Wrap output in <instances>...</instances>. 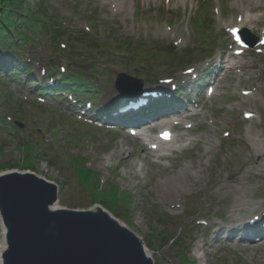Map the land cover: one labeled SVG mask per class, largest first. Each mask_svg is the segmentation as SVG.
<instances>
[{
    "label": "rangeland",
    "instance_id": "rangeland-1",
    "mask_svg": "<svg viewBox=\"0 0 264 264\" xmlns=\"http://www.w3.org/2000/svg\"><path fill=\"white\" fill-rule=\"evenodd\" d=\"M36 1L28 3L29 10L38 6L45 9L42 14H32L36 23L25 27L16 18L23 34H28L22 44L23 56L41 55L37 58L52 61L59 51L53 31L57 28L68 37L70 48L65 52L69 56L62 58L59 52L58 57L76 72L93 63L94 57L84 50L113 46L123 49L118 40L129 45L135 40L139 47L145 43L152 45L151 61L138 55L131 63L126 60L122 64L117 53L107 58L97 55L94 60L97 72L101 73L97 87H103V81L110 86L123 69L124 73L142 79L146 87L161 86L163 82L156 81L165 77L176 78L164 88L168 92L164 96H169L173 85L178 90L184 87L179 82L185 80L182 74L186 69L193 68L192 72L206 76L201 63L207 59L211 61L208 68L214 74L211 86L215 90L211 97L205 90L198 100L193 99L195 92L193 100L185 98L190 105L197 106L199 114L192 119L195 128L188 133L187 142L176 145L175 152L157 159L149 155L140 141L122 131H97L76 122L66 109L71 103L51 100L39 108L34 103L37 96L29 90V77L41 78L44 65H39L42 62L38 59L32 60L29 68L24 66L28 74L23 71L15 75L17 80L0 75V173L26 171L53 183L57 187L58 206L63 209L82 211L102 206L140 238L153 257V264H264V241L237 242L238 234L228 230L235 217H240L235 227L241 228L242 219L264 214V57L257 49H250L230 59L236 47L232 46L228 27L239 13L234 0H207L203 6L202 0H43L42 4ZM254 15H264V7ZM60 23L70 30L62 31ZM42 24L49 28L39 32L42 37L34 41L36 26ZM200 25L203 32L195 28ZM263 31L264 19L253 35L260 37ZM30 41L35 45L25 50ZM92 42L96 45H90ZM3 47L0 41V51ZM205 47L203 55L194 53ZM220 54L222 72L214 68ZM1 58L9 63V57ZM236 62L250 64V76L242 75L239 69H228ZM65 72L70 73L69 69ZM204 78L197 81L198 85ZM194 84L191 80L186 82L185 89ZM243 91L249 94L245 96ZM100 94L101 101L111 100L110 92L106 98ZM245 112L254 118L245 120ZM53 119L55 125L48 130L47 124ZM16 121L23 128L14 127ZM112 153L115 155L108 161ZM191 162L195 171L200 172L199 186L183 188L171 198L176 205H168L158 193L162 192L158 190L159 183ZM95 173L100 179L99 190ZM110 188L123 192L120 201L109 196ZM198 220L207 227L196 226ZM219 236H228V240ZM144 242L151 246L146 247ZM184 256L188 261L183 263Z\"/></svg>",
    "mask_w": 264,
    "mask_h": 264
},
{
    "label": "water",
    "instance_id": "water-1",
    "mask_svg": "<svg viewBox=\"0 0 264 264\" xmlns=\"http://www.w3.org/2000/svg\"><path fill=\"white\" fill-rule=\"evenodd\" d=\"M141 85L124 74L118 87ZM57 188L28 173L0 175L2 264H152L139 239L102 210H52Z\"/></svg>",
    "mask_w": 264,
    "mask_h": 264
},
{
    "label": "bare ground",
    "instance_id": "bare-ground-1",
    "mask_svg": "<svg viewBox=\"0 0 264 264\" xmlns=\"http://www.w3.org/2000/svg\"><path fill=\"white\" fill-rule=\"evenodd\" d=\"M182 2H185L186 0H181ZM234 5L238 8V12L236 14V17L233 19V21H230L229 23H233L232 26H230V29L237 27L240 30H245L248 29L250 32L253 29V26L257 25L259 26L261 23V16H255L253 15V13L260 7H264V0H234ZM122 8V7H120ZM264 38V36L262 37ZM234 58V57H232ZM239 69L242 72V75H248L250 76V68L251 65L248 63H235L234 66L230 67V70L232 69ZM51 73H49L48 75H50ZM162 91V90H161ZM164 92V91H162ZM163 117V116H161ZM163 120H167V118H162ZM181 127H183V125L181 124ZM182 136H178L177 137V141H181ZM259 138L257 140V142L259 143ZM262 142V140H261ZM260 142V143H261ZM151 147V145H149ZM173 148V147H172ZM171 146L170 147H163L160 148L159 151H171L172 150ZM147 150H149L146 147ZM158 152V151H155ZM255 152L258 153V149H255ZM120 153L122 154V151H120ZM121 154H118V156H121ZM156 154V153H153ZM115 155V153H112V155H110L107 160L111 161V158H113V156ZM156 156L158 158H162L167 156L162 155V154H157V155H153ZM252 157V155H250ZM122 161L125 162V159H121ZM194 162L189 163L183 170H181V172H177L174 173L172 175V178L169 179H165L163 181H161L158 185V190L162 189V192L158 193L161 195L162 199H165L168 201V205H173L175 206V202H173L171 200V198H173L175 196V194H180L182 192L183 188L186 187H191V184H193L194 186H199V181H200V172L195 171V165H193ZM258 164V163H257ZM0 175H2L0 173ZM264 177V176H263ZM57 203L51 208L52 210L57 209ZM239 206H237L235 208V210L238 208ZM98 209V207L93 208L91 211L95 212ZM234 210V211H235ZM263 217L264 214L260 213ZM260 214H251L252 216H259ZM248 217V216H247ZM112 218V217H111ZM113 219V218H112ZM235 221H240V217H235L234 218ZM251 218H246V219H242L241 221H244L245 224L249 221H251ZM259 220V219H258ZM123 226V225H122ZM0 229H1V238H0V264H2V253L5 250L6 244H5V229L2 226L1 220H0ZM235 235V233L233 234ZM252 249V247H250V250ZM146 254V253H145ZM151 260H153V257L151 256Z\"/></svg>",
    "mask_w": 264,
    "mask_h": 264
},
{
    "label": "trees",
    "instance_id": "trees-1",
    "mask_svg": "<svg viewBox=\"0 0 264 264\" xmlns=\"http://www.w3.org/2000/svg\"><path fill=\"white\" fill-rule=\"evenodd\" d=\"M26 1L28 0H0V41L1 43H5L8 46H15L18 47L20 46L19 42L24 41L25 37L22 36L19 32L22 29L19 28V25L16 23V18L25 25V27L30 24L34 23L33 18L31 17L32 14H38L42 12H45V9L42 8L41 6H38V9L36 8L35 10H29L28 9V4H26ZM33 1V0H30ZM38 4H42L43 0H38L36 1ZM24 27V28H25ZM23 28V29H24ZM55 33V36L58 37L61 35V31L58 29L53 30ZM16 33L18 34V38L21 40H16L13 35ZM6 39V40H4ZM129 49V48H128ZM135 56L134 53L130 54ZM5 73L4 69H0V73ZM11 73V72H8ZM76 79H78L80 82V86L76 87V89L80 90L81 88L85 89L86 84L83 82V78L80 77L78 74L75 76ZM146 243V242H145ZM148 247L151 246L148 242L146 243Z\"/></svg>",
    "mask_w": 264,
    "mask_h": 264
}]
</instances>
